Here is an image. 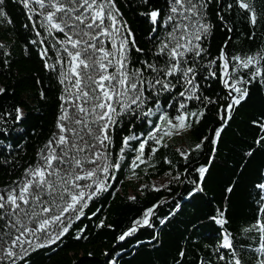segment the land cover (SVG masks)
<instances>
[{
    "label": "snow or ice",
    "instance_id": "6c2138e0",
    "mask_svg": "<svg viewBox=\"0 0 264 264\" xmlns=\"http://www.w3.org/2000/svg\"><path fill=\"white\" fill-rule=\"evenodd\" d=\"M18 2L32 21L30 30L36 37L43 33V38L32 39L29 44L39 48L43 68L56 75L61 87L53 128L23 163V156L28 155L25 145L29 130L24 125L29 113L23 101L0 107V169H10V176L20 172L10 183L0 186V264H30L32 253L62 242L75 222L88 216L85 210L90 203H102L106 194H114L120 176L139 179L137 169L141 165L145 172L155 168L154 158L162 148H168L177 136H191L213 115L218 126L210 127L187 148L177 149L183 159L182 172L177 168L180 162L174 164L165 155L163 160L170 166L165 175L169 179L160 185L140 186L141 195L161 189L171 193L169 185H180L187 189L186 196L176 194L182 199L206 196L205 184L222 133L231 126L238 109L251 100L252 87L264 88V47L256 52L230 53L232 37L228 36L213 55L206 46L217 26L209 19L213 0H164L162 6L153 0H139L136 9L148 24L147 48L140 45L118 0ZM216 3L220 5V0ZM5 4L6 0H0V18L11 24ZM236 4L252 28L247 38L254 39L264 8L258 12L255 0H236ZM226 7L231 10L233 5ZM220 10L225 9L221 6ZM37 15L39 29L33 19ZM216 15L224 21L220 11ZM46 41L49 47H40ZM9 49L10 45L0 42V66L4 71L12 64ZM50 50L54 57L49 55ZM25 55H30L28 45ZM35 83L42 81L37 78ZM213 84L222 87L215 91ZM10 94L14 96L15 89L0 84V97ZM39 99L48 100L44 88L39 89ZM250 125L256 126L259 134L249 145L246 158L264 152V111ZM30 134L36 135V130L31 129ZM235 187V181L225 186V202ZM255 188L257 218L244 231L257 233L258 258L254 264H264V182ZM168 203V198H161L146 205L116 237L117 244L131 243V238L137 244L144 243L136 236L141 229H155L154 218L164 225L182 210V204L176 202L164 217H159V209ZM99 211L97 208L91 215ZM225 211L217 208L209 217L221 230L218 242L212 246L213 253L223 264H246L226 227L229 221ZM97 226H105L104 221ZM189 227L197 230L199 224L192 221ZM87 238L85 230L77 227L73 239ZM160 242L159 231L147 241L152 247ZM119 247L116 250L114 246L113 253H104V264H119L117 257L124 250L123 244ZM186 254L181 248L173 264H183ZM198 264L212 262L200 259Z\"/></svg>",
    "mask_w": 264,
    "mask_h": 264
},
{
    "label": "trees",
    "instance_id": "16d2710c",
    "mask_svg": "<svg viewBox=\"0 0 264 264\" xmlns=\"http://www.w3.org/2000/svg\"><path fill=\"white\" fill-rule=\"evenodd\" d=\"M138 3L139 0H131V3L130 0H118V6L129 26L135 31L140 45L147 48L148 24L139 16L136 9ZM153 3L162 6L164 0H153ZM229 3L233 5L231 10H227L226 7ZM221 6L225 10L221 11ZM255 7L260 12L264 8V0H255ZM5 10L12 23L8 24L5 19L0 18V42L10 45L11 55L8 59L12 64L8 71H4L0 66V84L10 89L14 88L15 95L0 97V107H10L13 103L23 101L25 111L29 113L24 125L29 130L28 142L25 145L28 155L23 156L21 161L23 163L33 156L36 147L47 138L53 128L61 86L56 75L43 68V62L38 55L39 48L29 44L32 39L43 38V33L42 37H36L35 32L30 30L32 21L27 19V10L18 0H6ZM218 11L224 17L223 22L216 15ZM33 19L37 21L39 29V16H34ZM209 19L217 25L206 44L213 55L217 54L219 46L228 36L232 37L230 53L256 52L264 47V14L260 16L261 26L255 30L256 36L251 40L247 37L252 28L243 11L238 8L236 0H220V5L213 0L209 5ZM25 24L29 27L25 28ZM227 28H231L232 31L227 32ZM25 45H28L30 55H25ZM40 47H49V44L46 41ZM49 55L54 57L55 54L50 50ZM37 78L42 81L41 84L35 83ZM220 87L222 86L212 85L215 91H219ZM40 88L47 92V101L39 99ZM208 94L211 95V91ZM261 111H264V88L254 85L251 100L243 108L238 109V113L234 114L235 119L230 121L231 126L222 133V139L217 145L218 153L205 184L206 196L182 199L176 194L184 193L186 196L187 189L180 185H169L173 188L171 193L161 189L159 192L149 190L141 195L140 186L152 185L155 180L168 177L165 173L169 171L170 166L163 160L165 155L174 164L179 161L177 168L182 172L183 159L177 149L187 148L199 136L207 134L210 127L218 126L217 118L213 115H209L191 136H177L169 142L168 148H162L154 158L155 168H147L145 172L143 170L145 166L141 165L140 169H137L139 179H126L125 176H120V182L115 185L116 191L113 195L106 194L102 203H90L89 209L85 210L88 216L75 222L73 229L70 230L71 234L62 242L32 253L30 264H80L81 261L84 264H104L107 258L104 253H113L114 246L116 250H120V244H123L124 250L121 252L122 258L117 257L119 264H173V259L178 256L181 248L187 253L183 264H198L200 259H210L212 264H223L216 260L212 247L221 236L220 227L209 219L217 208L226 210L225 215L229 221L226 227L233 235L236 251L242 255L246 264H254L258 258V253L255 252L258 247V236L255 231L246 233L244 230L257 218L258 190L255 185L264 182V152L257 151L251 158H246L245 153L259 134L255 130L256 126L250 125V121ZM31 129L36 130V135L30 134ZM203 162L201 159L200 163ZM8 171L10 169H0V186L10 183L20 174L17 171L10 176L7 174ZM124 172L125 175L128 174L127 169ZM233 181L236 182L235 190L225 202V186ZM129 196H135L136 200H129ZM161 198H168L169 203L159 209V217H164L176 202L182 204V210L164 225L159 223V219L154 218L155 229H141L136 236L144 243L137 244L136 239L131 238V243L117 244L116 237L131 225L133 219L141 214L142 209ZM97 208L100 211L96 216H92L91 212ZM101 220L105 226L98 227ZM192 221L199 224L197 230L189 227ZM107 225L112 227L109 228ZM77 227L85 230L87 240L73 239ZM154 231L161 234V242L156 247H152V244H156L155 241H152V244L147 243ZM222 251L230 255L228 250ZM88 253L92 255L89 256Z\"/></svg>",
    "mask_w": 264,
    "mask_h": 264
},
{
    "label": "rangeland",
    "instance_id": "374dc122",
    "mask_svg": "<svg viewBox=\"0 0 264 264\" xmlns=\"http://www.w3.org/2000/svg\"><path fill=\"white\" fill-rule=\"evenodd\" d=\"M168 179H169V177H163V178L157 179V180L154 181V184L160 185L161 183L166 182Z\"/></svg>",
    "mask_w": 264,
    "mask_h": 264
}]
</instances>
